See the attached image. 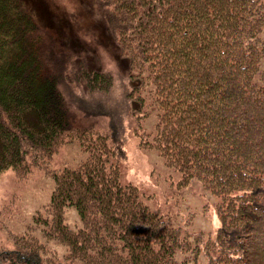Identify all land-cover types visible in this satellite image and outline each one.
<instances>
[{
  "label": "trees",
  "instance_id": "obj_1",
  "mask_svg": "<svg viewBox=\"0 0 264 264\" xmlns=\"http://www.w3.org/2000/svg\"><path fill=\"white\" fill-rule=\"evenodd\" d=\"M86 5L98 16L91 48L73 30L74 15L59 13L54 1L0 0V209L14 195L23 206L11 215L19 219H8L21 229L13 247L0 248V264H187L200 253L211 264H264V0ZM101 51L132 93L124 88L109 99L116 80ZM143 93L158 113L155 137L141 145L164 162L160 176L170 170L174 181L198 182L215 200L213 238L188 231L191 208L172 201L153 211L144 194L121 182L124 117L152 110ZM70 108L107 118L109 129H77ZM70 138L81 157L52 170L47 201L35 188L15 187L21 171L11 186L2 179L28 155L52 158ZM70 207L79 217L73 228Z\"/></svg>",
  "mask_w": 264,
  "mask_h": 264
},
{
  "label": "rangeland",
  "instance_id": "obj_2",
  "mask_svg": "<svg viewBox=\"0 0 264 264\" xmlns=\"http://www.w3.org/2000/svg\"><path fill=\"white\" fill-rule=\"evenodd\" d=\"M50 1H54V8L64 7L71 10V12H74L73 30L75 31L78 29L80 41L85 48L93 47L97 33L95 29L98 28V26H96L98 21L92 19L98 20V16L95 14L92 16L89 6L87 8L86 0H83L81 5L77 0ZM99 61L102 62L105 72H111L116 77V79L114 77V80H116L114 95L109 99H117L124 88L128 93H132V89L128 84V79H119L117 77L116 66L109 56L101 51L99 53ZM128 87H130V89ZM71 92L76 104V96L79 97L80 94H76L75 89ZM143 97H145L144 107H150L152 110L144 109L141 114L134 116H132L131 111L128 110L129 114L126 113L128 116L124 117L122 148L125 154V161L121 163V182L130 185L132 184L138 192L144 194L145 196L143 199L147 201L148 207L153 211L156 209L162 210L163 208L168 209L172 201L177 203L181 202V204H177V207H182L183 209L191 208L193 211L189 213V217L191 216L192 219L187 227L188 231L193 234L194 230H201V236H214L220 225V221L216 217L213 208L215 200L206 195L207 192L201 188V185L198 182H195L194 184L191 183L192 186L188 187V185L182 181L180 183V178L174 181V176L176 174H173L170 170H167L164 176H160L161 172L164 170V162L160 160L158 153L153 149L149 148L146 150L142 147L141 140H144L145 136L148 137L147 142H149L152 141L156 135L155 128L151 135V129L157 120L155 113H158L157 106H153L151 100L148 99L144 93ZM94 99L96 100V98ZM81 102L82 101H79V103ZM131 106L132 104H128L129 109ZM72 113L75 115V118H72L71 122L79 129L85 130L94 126L95 129H100L103 133L107 132V129H109L107 118H97L96 120L90 117L87 118L82 116L81 113H75L73 108ZM137 113L138 112H136V114ZM263 121L262 118L261 122ZM89 129L90 130L88 131L90 133L91 128ZM80 147V143L77 139L70 138L69 141H64L59 145L52 158L37 157L38 163H36L37 160H35L34 156L28 155L24 160L23 167L16 169V172H5L2 179L5 176H8L7 186H11V184L16 181V177H21L18 175V172L21 171L23 175H26V179L23 178V181L15 187L19 189L20 186L29 192L32 190V193H34L35 188V191L42 197V199L47 201L53 188V180L51 177L52 170H61L65 166L70 167V165L74 166L81 157L77 155V152L80 151ZM200 178L202 179L204 177L202 176ZM162 181H165L168 185H173L169 187L162 183ZM1 187L2 183H0V188ZM0 194L2 195L1 192ZM12 195H14V192ZM5 200V198L1 199V201ZM7 201H10V204H5L3 209H0V248H7L8 246L13 247L12 239L21 229L18 220L8 221V219H12V217L15 219L20 218V214L14 216L11 215L14 210L19 209L22 211L23 206H20L22 202L15 195L13 200L7 198ZM16 204H18L17 208L14 207ZM65 213L66 223L70 228H73L75 224L79 223V217L74 208H67ZM179 223L184 230V225L187 223V220L182 218ZM202 256L204 257L202 258ZM198 258L199 259L194 260L193 257H191L187 264H202L203 262L205 264H211L209 258H207L204 253H200ZM213 264H220V262L216 261Z\"/></svg>",
  "mask_w": 264,
  "mask_h": 264
},
{
  "label": "bare ground",
  "instance_id": "obj_3",
  "mask_svg": "<svg viewBox=\"0 0 264 264\" xmlns=\"http://www.w3.org/2000/svg\"><path fill=\"white\" fill-rule=\"evenodd\" d=\"M10 15H11V13H10ZM71 20L73 21V25H74V19L73 18H71ZM70 111L72 112V108H70ZM73 111L75 112V113H81L80 111H78V110H76L75 108H73ZM82 114V113H81ZM74 115V114H73ZM82 116H84V117H86L84 114H82ZM74 118H75V115H74Z\"/></svg>",
  "mask_w": 264,
  "mask_h": 264
}]
</instances>
